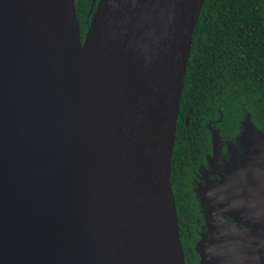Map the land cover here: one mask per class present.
I'll return each instance as SVG.
<instances>
[{
  "label": "water",
  "instance_id": "95a60500",
  "mask_svg": "<svg viewBox=\"0 0 264 264\" xmlns=\"http://www.w3.org/2000/svg\"><path fill=\"white\" fill-rule=\"evenodd\" d=\"M74 1L0 0V264H186L170 170L203 0H93L83 39ZM226 145L198 264H264V131L246 114Z\"/></svg>",
  "mask_w": 264,
  "mask_h": 264
},
{
  "label": "trees",
  "instance_id": "16d2710c",
  "mask_svg": "<svg viewBox=\"0 0 264 264\" xmlns=\"http://www.w3.org/2000/svg\"><path fill=\"white\" fill-rule=\"evenodd\" d=\"M92 2L74 1L82 39ZM246 114L257 129L264 131V0H203L183 80L170 172L186 264H198L194 246L202 231L198 222L202 216L197 213V204L189 192L190 178L184 180L187 182L184 190L176 191L173 184L176 147L186 131L184 118L187 116L194 125L187 127V133L195 136L193 144L199 145L200 151L205 142L200 139L198 127H203L204 121L218 120L224 138L233 141ZM205 138L208 139V134Z\"/></svg>",
  "mask_w": 264,
  "mask_h": 264
},
{
  "label": "flooded vegetation",
  "instance_id": "af4514ba",
  "mask_svg": "<svg viewBox=\"0 0 264 264\" xmlns=\"http://www.w3.org/2000/svg\"><path fill=\"white\" fill-rule=\"evenodd\" d=\"M97 0H95V3ZM90 21V20H89ZM186 131L180 136L179 142L176 147V160L175 167L176 173L173 177V184L175 185L176 191L185 188L187 182V176L190 178V189L194 201L198 207V214L202 216L201 220L198 222L201 224L202 234L205 229V217L207 216V205H201L200 196L206 185V179L211 178L216 185H221L226 169L225 164L229 163L230 159V146L226 145L232 140L225 139L220 128V123L218 120L215 122L210 119L209 121L203 122V127H198L199 133H202L201 138L204 139L205 147L199 151L198 146L193 144V139L195 136H191L187 133L188 126H194L192 122H188L187 116L184 118ZM215 132L220 139L219 155L215 160H213V146H212V133ZM198 132L195 135H199ZM205 134H208V139L205 138ZM190 141V142H189ZM172 157V156H171ZM189 169V171H188ZM226 169V170H225ZM171 172V170H170ZM171 183V182H170ZM183 195L187 196V188ZM174 199V198H173ZM207 206V207H206Z\"/></svg>",
  "mask_w": 264,
  "mask_h": 264
}]
</instances>
